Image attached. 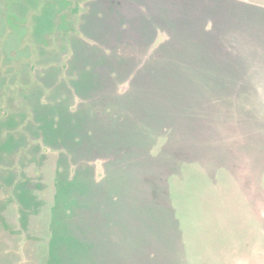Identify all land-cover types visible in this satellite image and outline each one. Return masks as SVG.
<instances>
[{"label": "rangeland", "instance_id": "1", "mask_svg": "<svg viewBox=\"0 0 264 264\" xmlns=\"http://www.w3.org/2000/svg\"><path fill=\"white\" fill-rule=\"evenodd\" d=\"M0 264H264V0H0Z\"/></svg>", "mask_w": 264, "mask_h": 264}]
</instances>
